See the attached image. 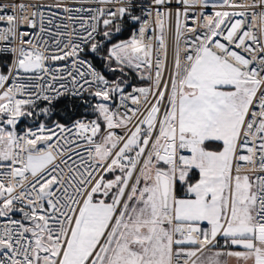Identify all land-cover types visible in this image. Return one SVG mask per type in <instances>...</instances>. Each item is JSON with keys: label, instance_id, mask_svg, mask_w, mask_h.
I'll list each match as a JSON object with an SVG mask.
<instances>
[{"label": "snow or ice", "instance_id": "snow-or-ice-1", "mask_svg": "<svg viewBox=\"0 0 264 264\" xmlns=\"http://www.w3.org/2000/svg\"><path fill=\"white\" fill-rule=\"evenodd\" d=\"M0 264H264V0H0Z\"/></svg>", "mask_w": 264, "mask_h": 264}]
</instances>
